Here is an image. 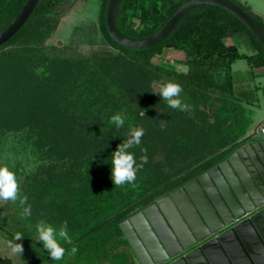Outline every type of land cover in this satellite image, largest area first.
<instances>
[{"label":"trees","instance_id":"obj_1","mask_svg":"<svg viewBox=\"0 0 264 264\" xmlns=\"http://www.w3.org/2000/svg\"><path fill=\"white\" fill-rule=\"evenodd\" d=\"M25 1L0 0V32L13 21ZM80 1L84 0H40L25 26L8 43L0 46V67L4 66L0 69V90L8 91L13 88L8 79L17 84L24 81L19 85L25 87L24 96L29 98L21 104L23 108L29 107V110L32 105V118L28 121L29 132L41 143L40 166L29 173L20 169L13 171L23 195L31 204V217L22 220L18 203L8 202L4 207L5 217L0 219V232L7 240L11 241L16 232L24 234V239L17 241L23 245V253L21 256L17 255V258L24 264H134L136 261L119 227L130 211L126 208L133 196L131 194L134 187L127 183L122 186L113 185L110 179L112 152L96 153L85 147L81 144L79 129L75 130L69 122L63 125L59 122L60 118L53 120L50 117L45 123L38 118L36 112L49 116L56 114L51 103L39 106L33 105L32 101L30 105L31 91L35 88L40 90L41 83L48 79L54 64L63 61L67 64L86 62V59L75 58L60 49H45L41 46L42 38L50 31L46 22H55L67 15ZM99 1L103 15L101 24L111 46L120 53L129 55L138 69L153 67L159 70L161 67L153 64L156 54H166L169 50L183 51L187 72L166 70L167 73L204 91L214 92L216 96H219L218 92L222 93L223 97L217 99V113H222L221 116L227 110L233 112L236 105L243 109L244 105L258 104L260 93L264 100V86L255 84L258 76L256 69H261L264 76V50L251 31L228 12L216 7L199 8L191 12L159 45L134 50L118 45L109 36L106 28L109 0ZM187 1L189 0H122L117 17L118 28L131 38L149 37L159 31ZM229 1L241 7L264 29V24L256 15L247 11L236 0ZM37 20L44 21L45 25L37 24ZM17 39L21 43L14 45ZM229 39L233 43L226 42ZM234 40L253 52L241 53ZM100 56L114 59L119 58L120 54L110 51ZM95 58L98 59L99 56L96 55ZM241 60L248 61L252 67L246 79L238 78L233 71V65ZM39 68H45V71L39 74ZM217 74H220L219 77ZM26 112L22 111L19 117H11L7 124H12L13 129L23 128L27 119L22 118V114ZM249 140L251 139L247 138L242 143L234 144L225 153L222 151V143L216 144L219 148L213 151V158L167 184L169 187L163 186L157 194L143 198L142 203L219 161ZM126 187L130 191L129 198L127 195L124 197ZM138 202L134 203L136 207ZM40 219L57 227L67 221L69 235L78 249L74 256L67 251L61 261L49 258L42 245L36 241L34 226ZM73 245H66V248L70 250ZM0 262L14 264L9 257L0 256Z\"/></svg>","mask_w":264,"mask_h":264},{"label":"rangeland","instance_id":"obj_2","mask_svg":"<svg viewBox=\"0 0 264 264\" xmlns=\"http://www.w3.org/2000/svg\"><path fill=\"white\" fill-rule=\"evenodd\" d=\"M236 1L247 11L256 13L264 24V0ZM101 13L99 0H84L57 21L46 22L50 31L42 38L41 46L60 49L75 58L86 59V62L67 64L63 61L54 64L48 79L41 83L40 90L35 88L31 91L30 105L32 101L33 105L39 106L51 103L56 114L49 116L36 112L38 118L45 123L50 117L53 120L60 118L59 122L63 125L69 122L75 130L79 129L81 144L96 153L115 151L117 145L127 138L130 126L145 130L141 144L129 149L134 153L137 164H140L143 155L141 148L147 149L148 157V162L137 171L132 184L133 196L126 208L132 211L137 201L138 205L141 204L143 198L157 194L163 186H168L213 158V151L219 148L216 144L222 143V151H225L242 140L251 122L255 123V127L258 120L263 118L264 100L260 93L261 107L259 103L253 105L254 108L244 105L243 109L236 105L233 112L227 110L221 116L222 113H217V99L222 93L218 92L219 96H216L214 92L204 91L167 73L166 70L187 72L183 51L169 50L166 54H156L153 64L160 66L159 70L153 67L138 69L129 55L111 46L101 24ZM37 24L45 25L42 20H37ZM20 39L14 45H19ZM226 42L233 43L230 39ZM234 44L240 52H253L238 40H234ZM110 51L120 54V57L111 59L100 56ZM237 64L242 65L234 70H238L237 77L246 79L251 64L246 60ZM44 71L45 68L37 70L39 74ZM261 72V69H256V73ZM8 80L13 88L0 90V167L7 166L11 171L20 169L29 173L40 166L41 143L29 132L32 105L29 110V107L23 108L21 104L29 98L24 96L25 87L19 85L24 81L17 84ZM168 81L182 86L183 91L178 98L189 105V110L169 108L160 99V84ZM256 82L263 87L264 78H257ZM22 111H27L22 114L27 124L21 129H13L12 124H7L8 119L19 117ZM117 113L124 117V125L120 128L111 122V117ZM161 120L166 122L163 129ZM125 196H130L128 187L124 188ZM7 204L0 201V219L5 217L4 207ZM0 256L13 259L14 264H24L11 253L9 240L1 232Z\"/></svg>","mask_w":264,"mask_h":264},{"label":"water","instance_id":"obj_3","mask_svg":"<svg viewBox=\"0 0 264 264\" xmlns=\"http://www.w3.org/2000/svg\"><path fill=\"white\" fill-rule=\"evenodd\" d=\"M39 2L25 1L13 21L0 32V46L25 26ZM121 3L122 0H109L106 28L115 43L128 49L155 47L191 12L216 7L238 19L264 50L263 27L229 0H189L159 31L141 39L128 37L118 28ZM260 127L247 138L258 136ZM259 208L229 155L133 213L119 227L140 264H264V208Z\"/></svg>","mask_w":264,"mask_h":264},{"label":"clouds","instance_id":"obj_4","mask_svg":"<svg viewBox=\"0 0 264 264\" xmlns=\"http://www.w3.org/2000/svg\"><path fill=\"white\" fill-rule=\"evenodd\" d=\"M183 91L182 86L178 83L168 81L160 84L159 97L167 103V106L180 111L189 110V105L183 103L179 99V94ZM111 122L117 128L123 127L124 117L117 113L111 117ZM166 126V122L161 120V128ZM142 127L130 126L127 138L117 145L115 151L111 153V172L110 179L114 186H122L124 184H133L136 180L137 171L148 162L147 149L141 148L143 155L140 157V164H137L134 153L129 149L137 147L141 144V138L144 135ZM0 201L18 203L21 209L20 218L27 220L31 217V204L28 203L27 197L23 195L19 182L15 173L7 166L0 167ZM36 241L42 245V249L48 253L52 261H61L64 259L67 251L71 255H75L78 249L73 245L72 237L69 235L67 221H64L59 227L40 219L35 224ZM24 234L16 232L9 247L11 253L21 256L23 253V245L17 241H22ZM32 239V238H31ZM66 245H73L71 249H67Z\"/></svg>","mask_w":264,"mask_h":264},{"label":"crops","instance_id":"obj_5","mask_svg":"<svg viewBox=\"0 0 264 264\" xmlns=\"http://www.w3.org/2000/svg\"><path fill=\"white\" fill-rule=\"evenodd\" d=\"M254 14L257 15L256 13ZM237 63L233 65V71L242 66L238 65ZM250 66L248 67L249 70L252 69V67ZM237 72L238 70L234 71V73ZM256 74H258V76L255 78L256 81L257 78H264V76H262L263 72ZM255 84H258V86H260L257 82ZM259 99V105L261 107V97ZM258 122L259 123L255 127L254 122H251L252 127H250L251 125L249 124L250 126L246 128L244 138L238 143L242 142L244 139L252 135L257 126L261 125V127L258 129L259 135L242 144L240 147L237 148V150L233 151L230 155L232 156V162L234 164V167L238 171V174L241 177L243 183L245 184V187L247 188L249 194L252 196L254 202L258 205V207H260L259 209H262L264 208V135H262L261 129L264 128V116L262 119H259ZM135 258L136 261L134 264H140L136 256Z\"/></svg>","mask_w":264,"mask_h":264},{"label":"flooded vegetation","instance_id":"obj_6","mask_svg":"<svg viewBox=\"0 0 264 264\" xmlns=\"http://www.w3.org/2000/svg\"><path fill=\"white\" fill-rule=\"evenodd\" d=\"M235 150H237V148H236ZM235 150H232L229 154H227V155H225L224 157H222V159H220L219 161L213 162L212 165L206 167L205 169H202V170H200L199 172L190 175L188 178H186V179L183 180L182 182H180V183L174 185L173 187L169 188L168 190L164 191L163 193H160V194L156 195L154 198H152V199H150V200H148V201H146V202H144V203H141V204L138 205L135 209H133L132 211H130V212L126 215V217H125L123 220L127 219V218H128L130 215H132L133 213L138 212V211L141 210L143 207L148 206V205L154 203L158 198H160V197H162V196L168 194L171 190H173L174 188H176V187L182 185L184 182H187L188 180L194 178V177L197 176L198 174L204 172V171L207 170L208 168H210V167H212L213 165L217 164V163L220 162L221 160L227 158V157H228L233 151H235ZM0 264H6V263H5V262H2V263L0 262Z\"/></svg>","mask_w":264,"mask_h":264},{"label":"built area","instance_id":"obj_7","mask_svg":"<svg viewBox=\"0 0 264 264\" xmlns=\"http://www.w3.org/2000/svg\"><path fill=\"white\" fill-rule=\"evenodd\" d=\"M262 135H264V128L261 129Z\"/></svg>","mask_w":264,"mask_h":264}]
</instances>
